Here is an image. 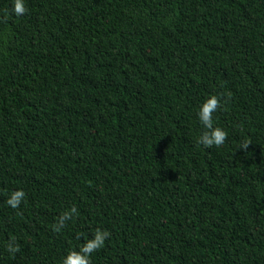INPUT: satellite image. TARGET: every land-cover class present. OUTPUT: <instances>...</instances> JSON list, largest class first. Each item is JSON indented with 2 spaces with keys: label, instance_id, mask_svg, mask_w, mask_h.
<instances>
[{
  "label": "trees",
  "instance_id": "16d2710c",
  "mask_svg": "<svg viewBox=\"0 0 264 264\" xmlns=\"http://www.w3.org/2000/svg\"><path fill=\"white\" fill-rule=\"evenodd\" d=\"M24 2L0 0V264H62L96 229L91 264H264V0Z\"/></svg>",
  "mask_w": 264,
  "mask_h": 264
},
{
  "label": "clouds",
  "instance_id": "9594fccd",
  "mask_svg": "<svg viewBox=\"0 0 264 264\" xmlns=\"http://www.w3.org/2000/svg\"><path fill=\"white\" fill-rule=\"evenodd\" d=\"M28 9L25 6L24 0H13L12 14L20 17L27 13ZM229 100L231 99L230 93L222 94ZM222 108L221 97L217 95L209 96L198 111V119L203 127L206 129L198 138L197 143L203 145L205 148L222 147L228 138V133L220 127H214L213 114ZM250 142L245 141L241 148L247 149ZM26 193L23 190H17L11 193L6 201V204L12 209H17L24 201ZM78 210L75 206L70 211L62 213L57 217V223L53 225V231L60 233L66 226L67 222L72 220L74 216H78ZM111 233L107 230L96 229L93 238L86 241L79 249V251H70L64 258L62 264H91L90 257L93 253L99 251L104 247L105 241L109 239ZM6 251L10 253L13 258L20 252V246L11 239Z\"/></svg>",
  "mask_w": 264,
  "mask_h": 264
}]
</instances>
